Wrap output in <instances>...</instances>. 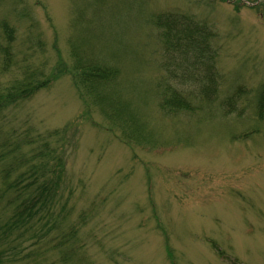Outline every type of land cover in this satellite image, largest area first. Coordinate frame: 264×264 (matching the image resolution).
Returning a JSON list of instances; mask_svg holds the SVG:
<instances>
[{
	"label": "rangeland",
	"instance_id": "obj_1",
	"mask_svg": "<svg viewBox=\"0 0 264 264\" xmlns=\"http://www.w3.org/2000/svg\"><path fill=\"white\" fill-rule=\"evenodd\" d=\"M204 1L0 0V21L15 27L14 53L26 59L29 82L48 79L58 63L75 70L49 94L0 114V142L58 132L71 144L55 233L69 235L72 264H229L217 259L216 241L241 264H264V157L243 158L247 147L237 139L262 121L264 0H239L259 1V10L211 0L212 15ZM171 11L214 27L210 103L198 102L195 84L168 77L174 55L162 49L155 16ZM24 73L17 66L0 76V96ZM261 136L248 142L256 146ZM53 253L42 255L51 262Z\"/></svg>",
	"mask_w": 264,
	"mask_h": 264
},
{
	"label": "trees",
	"instance_id": "obj_2",
	"mask_svg": "<svg viewBox=\"0 0 264 264\" xmlns=\"http://www.w3.org/2000/svg\"><path fill=\"white\" fill-rule=\"evenodd\" d=\"M98 75V78L105 76ZM182 107H185V104H180L178 109ZM6 145L10 147L9 143L5 142L4 149ZM2 154L3 152L0 155ZM6 156L2 161L6 162V165L1 163L0 171L3 172L1 178L6 180V185L11 189L12 199L7 204L9 218L0 229V234L3 233L6 237L16 234L19 235L18 239L27 236L31 242H41L43 238L48 237L50 231L58 227L60 220V216L56 215L59 206L55 210L59 192L57 185L62 173L60 159L54 148L20 156L14 160L12 154L8 153ZM58 169L60 172H57ZM15 174L16 177L12 178ZM6 210L8 212V209ZM65 240L63 237L59 246Z\"/></svg>",
	"mask_w": 264,
	"mask_h": 264
},
{
	"label": "bare ground",
	"instance_id": "obj_3",
	"mask_svg": "<svg viewBox=\"0 0 264 264\" xmlns=\"http://www.w3.org/2000/svg\"><path fill=\"white\" fill-rule=\"evenodd\" d=\"M211 161H214V160H210V162H211Z\"/></svg>",
	"mask_w": 264,
	"mask_h": 264
}]
</instances>
